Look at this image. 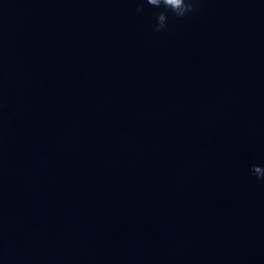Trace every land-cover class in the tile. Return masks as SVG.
Segmentation results:
<instances>
[{
    "label": "water",
    "instance_id": "obj_1",
    "mask_svg": "<svg viewBox=\"0 0 264 264\" xmlns=\"http://www.w3.org/2000/svg\"><path fill=\"white\" fill-rule=\"evenodd\" d=\"M0 0V264H264V46L247 0Z\"/></svg>",
    "mask_w": 264,
    "mask_h": 264
},
{
    "label": "clouds",
    "instance_id": "obj_2",
    "mask_svg": "<svg viewBox=\"0 0 264 264\" xmlns=\"http://www.w3.org/2000/svg\"><path fill=\"white\" fill-rule=\"evenodd\" d=\"M198 0H138L139 6L137 12L144 11V5H150L154 8H164L167 10L156 14L155 31L161 32L167 29L168 12L176 18H183L192 14L196 10ZM252 175L258 180L264 181V166L252 165L250 168Z\"/></svg>",
    "mask_w": 264,
    "mask_h": 264
}]
</instances>
